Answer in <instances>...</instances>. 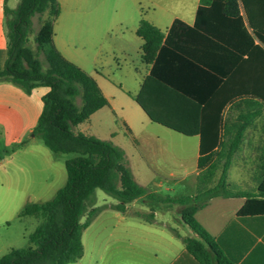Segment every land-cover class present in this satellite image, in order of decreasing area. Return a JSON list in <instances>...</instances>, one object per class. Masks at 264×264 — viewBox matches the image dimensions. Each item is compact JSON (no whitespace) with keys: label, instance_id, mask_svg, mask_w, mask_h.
I'll return each instance as SVG.
<instances>
[{"label":"trees","instance_id":"16d2710c","mask_svg":"<svg viewBox=\"0 0 264 264\" xmlns=\"http://www.w3.org/2000/svg\"><path fill=\"white\" fill-rule=\"evenodd\" d=\"M261 2L264 1L199 0L193 25L188 26L176 18L166 34L146 19L139 20L135 33L142 40L141 61L149 65V74L202 106L197 191L174 198L141 186L134 179L122 148L110 140L76 129L95 111L108 106V100L95 78L66 59L55 47L53 21L59 12L57 0H19L15 8L4 6L7 47L0 81H9L26 93L38 86L48 87L41 98L42 109L31 133L52 153L71 156L64 162L65 183L54 195L44 201L28 202L20 209L19 217L33 216L40 221L27 235V245L11 248L0 256V264L76 262L83 254L82 232L100 209L94 206L96 188L116 198L117 203L110 207L120 212H125L126 204L135 199L165 204L166 208L178 205L180 220L194 234L181 238L185 248L183 253L193 256L200 264H210L212 252H216L215 242L196 219L195 213L212 197L249 195L228 188L227 167L243 128L250 124L256 110L241 111L233 119L223 116L225 104L237 105L235 100L243 96L244 90L238 89L219 100L217 91L221 92L226 87V81L221 82L230 69L227 60L222 63L219 58H193L184 43L186 38L197 37L206 41L207 47L215 53L224 55L228 42L218 33L210 32L209 25L229 21L238 23L247 44L264 53L253 41L256 38L264 44V19L259 15L260 7H263ZM239 6L245 12L251 34L246 29ZM33 16H37L39 22L33 36L34 48L29 39ZM220 68L222 70L217 75ZM196 77L200 84L195 86L184 81ZM203 81L208 84H202ZM245 92L252 96L261 95L253 87ZM221 130L223 135H232L227 144L220 140ZM259 195L264 196V192H259ZM135 214L144 221L153 222L155 208L152 206L146 212L136 211Z\"/></svg>","mask_w":264,"mask_h":264},{"label":"crops","instance_id":"0c3cea01","mask_svg":"<svg viewBox=\"0 0 264 264\" xmlns=\"http://www.w3.org/2000/svg\"><path fill=\"white\" fill-rule=\"evenodd\" d=\"M213 1L222 2L223 0ZM189 2L192 5L189 11H183L180 15L168 16L164 30L158 28L166 34L172 21L176 18L186 25L192 26L199 0ZM6 3L7 0H0V69L6 59L7 39L4 24ZM57 3L59 6V0ZM261 3L263 7H260L259 15L264 19V2ZM239 8L246 29L251 34V29L247 26L245 12L241 6ZM116 16L117 13L113 11L101 15V30L105 35L114 32L117 28L128 29L127 26H123V20ZM87 19L85 14L69 13L58 22V25L57 17L53 21L55 47L66 59L82 69L85 60L82 55L77 54L76 49L78 46L84 47V45L80 39L75 40L73 25ZM140 19L137 18L138 23ZM149 22L155 24L153 21ZM136 28H132L129 33L136 35ZM209 29L210 32L218 33L220 37L226 38L225 40L228 42L226 54L215 53L214 50L207 47L206 41L197 37L196 39L186 38L185 49L193 58L209 60L219 58L222 63L227 60L230 69L221 82L222 84L226 81V87L221 92L217 91V98L224 99L238 89L244 90V92L243 96L236 98L237 105L225 104L222 111L223 116L227 115L229 119H233L239 112L247 110H256V114L250 124L243 128L242 137L237 149L231 155L227 167V185L234 182L239 188L233 191L249 195L212 197L205 206L196 211L195 217L215 242L216 252H212L210 264H264V196L259 195V192H264V152L262 151L264 149V103L262 102L264 99V53L247 44L246 38L236 22L211 23ZM120 34L122 41L112 46L111 52H113V48H117L118 52L123 54L125 46L123 47L122 43L125 42V39L127 41L131 35H125L122 29ZM137 38L140 37L137 36ZM253 41L264 50V44L256 38ZM111 58L112 61H115V56ZM142 64H144V71L139 80L135 100L151 115L156 116L159 112L164 113L165 117L160 120L165 124L172 127L182 125L186 132L196 137L197 156L194 174L195 181H197L202 106L151 76L149 65L143 62ZM221 70V68L217 69L216 74L218 75ZM194 79L195 81H193ZM194 79H185L184 81L190 85L194 84V86L200 84L198 77ZM201 83L208 84L205 81ZM252 87L258 89L261 95L245 94V91ZM47 91L48 87L38 86L26 93L9 81H0V135L3 139L4 150L10 151L9 156L20 152L41 153L36 158H39L42 166L37 165L26 171L22 165H16L5 172L2 187L13 194L41 195L44 190L52 189L55 190V193L66 180L64 162L67 157L59 160V154H54L49 149L50 154L47 151H42L40 147L28 148L29 139L34 137V135H30L31 130L42 109L41 98ZM228 130L232 129L228 128ZM223 132L221 130L220 140L227 144L232 135L231 133L223 135ZM215 149L218 150V148ZM54 181L64 182L54 186ZM136 211L142 212L140 209L129 212L135 214ZM126 212L127 209L124 213ZM117 216L122 217L119 214ZM120 221L118 220L110 226L112 231H115L120 225ZM175 223L174 226H171L164 221L147 222L143 219L137 222H123L119 227L122 226L124 229L126 234L124 238H116L114 241L110 238L102 239L98 251L90 253L86 263L82 261L85 255L83 247L81 258L71 264H200L193 256L183 253L185 248L181 238L194 236L193 232L180 220V217L176 219ZM139 235L142 236V239L137 238ZM139 245H142L143 248Z\"/></svg>","mask_w":264,"mask_h":264},{"label":"rangeland","instance_id":"374dc122","mask_svg":"<svg viewBox=\"0 0 264 264\" xmlns=\"http://www.w3.org/2000/svg\"><path fill=\"white\" fill-rule=\"evenodd\" d=\"M189 1L191 0H59V12L56 16L58 25L69 13L87 15V20L78 21L73 25L75 40L80 39L84 45L77 47V54L83 56V69L95 78L109 101V106L95 111L87 120L78 124L76 129L99 139L110 140L122 148L135 180L148 191L172 198L194 194L197 191L194 174L197 139L186 132L182 125L172 127L161 121L160 118L165 117L164 113L151 115L135 100L139 80L144 71L140 57L142 41L129 32L138 26V17L153 21L154 25L164 30L168 16L189 11L192 6ZM18 2L19 0H7L6 4L15 8ZM112 11L117 13L116 17L123 20V26H127L128 29L121 28L125 35H131L122 43L123 47L125 46L123 54L118 52L117 48H113L111 52V47L122 41L121 29L117 28L106 35L101 30V15ZM32 19L33 30L29 39L34 48L33 36L39 22L37 16ZM112 56H115V61H112ZM162 98L165 99L164 96ZM36 147L50 154L42 141L34 136L29 139L28 148ZM9 152L4 150L0 135V256L11 248L26 246L27 235L40 221L33 216L19 217L18 213L23 205L47 200L55 191L44 190L41 195H25L13 194L2 187L5 172L12 166L22 165L26 171L37 165L42 166L39 158H36L41 153L20 152L9 156ZM68 156L71 155L59 154L58 159ZM62 182L64 181H54V186ZM228 188L236 190L239 187L233 182ZM93 195L94 206L100 209L81 235L85 248L83 263L88 261L90 253L98 251L102 239L110 238L114 241L126 236L122 226L119 227L121 223L141 220L137 214L129 211L140 209L146 212L153 206L154 220L167 222L171 226H174L179 218L176 204L166 208L165 204L135 199L126 204L127 212L124 213L110 207L117 203V199L103 190L96 188ZM116 213L122 217L119 218ZM118 220H121L120 225L112 231L110 226ZM141 237L139 235L137 238L142 239ZM139 246L143 248L142 245Z\"/></svg>","mask_w":264,"mask_h":264},{"label":"water","instance_id":"95a60500","mask_svg":"<svg viewBox=\"0 0 264 264\" xmlns=\"http://www.w3.org/2000/svg\"><path fill=\"white\" fill-rule=\"evenodd\" d=\"M31 135H34L33 133Z\"/></svg>","mask_w":264,"mask_h":264}]
</instances>
